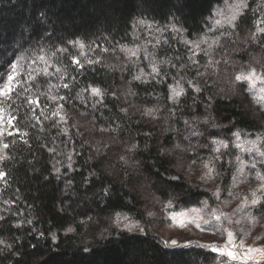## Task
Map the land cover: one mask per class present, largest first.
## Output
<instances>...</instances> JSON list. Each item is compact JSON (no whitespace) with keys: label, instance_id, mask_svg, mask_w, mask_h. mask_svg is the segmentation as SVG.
<instances>
[{"label":"trees","instance_id":"16d2710c","mask_svg":"<svg viewBox=\"0 0 264 264\" xmlns=\"http://www.w3.org/2000/svg\"><path fill=\"white\" fill-rule=\"evenodd\" d=\"M224 1L0 0V85L20 65L12 93L0 96V264H226L151 227L169 201L181 210L217 200L204 162L226 196L240 154L233 133L264 137V109L249 84L233 83L249 65L264 71V0L211 30ZM176 80L186 90L179 103L169 98ZM61 104L66 123L52 116ZM214 138L229 142L222 154ZM262 205L264 191L253 211L263 215ZM120 213L141 227L115 225Z\"/></svg>","mask_w":264,"mask_h":264},{"label":"rangeland","instance_id":"374dc122","mask_svg":"<svg viewBox=\"0 0 264 264\" xmlns=\"http://www.w3.org/2000/svg\"><path fill=\"white\" fill-rule=\"evenodd\" d=\"M248 2V0H247ZM239 0H225L221 5L216 7L212 17L210 18L211 30H218L220 28L234 25L235 21L240 14L246 9L238 10L229 5H237ZM235 12L236 19L229 23V18ZM220 13H223L221 15ZM220 20V24H216L215 21ZM258 73L262 72L256 69ZM250 85V84H249ZM260 84L255 87L250 85L251 93L254 99L257 101L259 95ZM264 109V104L259 103ZM240 133V132H239ZM259 133H246L240 134V138L236 140L238 147V154L234 159L235 161V175L233 184L230 186L226 196H221V176L215 172L211 176H207V186L217 194V200L214 202L203 201L201 204L191 206L187 209L174 210L168 209V206L164 209H158L155 211L154 223L151 225L155 232L160 234L162 239L170 244L172 240L177 241L176 245H185L191 243H199L202 245H223L227 241V234L224 229H231L237 235V239L234 242L235 245H239L240 241H244L246 246H252L255 248L264 247V214L259 215L253 211L252 199L257 201L264 189L260 187L264 181H260L256 173H262L261 163L264 161V156L260 153L264 152V138ZM239 157V161L237 160ZM248 159V160H246ZM260 163V164H259ZM188 170V169H187ZM194 172H201L200 169H194ZM206 172V170H205ZM203 173V172H202ZM255 193V195H253ZM222 198V199H221ZM204 202L208 207L204 208ZM192 208H204L202 213L203 219H208L210 223L204 224L203 219L200 221L201 227L197 228L194 223H187L186 227L175 226L171 219V212H179L182 210H188ZM211 210H218L217 214L223 213L224 217L220 222L215 221L209 216ZM122 219L120 221L121 228L125 223H131L138 225L132 230L138 229L141 225L130 219L128 216L120 213ZM123 217H127L124 220ZM249 217H255L256 221L253 222ZM116 219V217H115ZM115 221V220H114ZM239 221V223H237ZM115 223V222H114ZM115 225H117L115 223ZM223 233V234H222ZM246 248L239 249V255L243 256ZM253 259H236L233 260L227 257L226 264H260L264 260V253L254 252L252 253Z\"/></svg>","mask_w":264,"mask_h":264},{"label":"snow or ice","instance_id":"6c2138e0","mask_svg":"<svg viewBox=\"0 0 264 264\" xmlns=\"http://www.w3.org/2000/svg\"><path fill=\"white\" fill-rule=\"evenodd\" d=\"M229 7H233L236 8L238 10H242V8L247 7V0H239V3L237 5H229ZM221 15H223V13H220ZM236 19V15L235 12H233V14L231 15V17L229 18V23H231L233 20ZM139 24H145L146 21H138ZM216 24H220L221 21L220 20H216L215 21ZM261 23H264V21H261ZM173 28H175V25L172 26ZM257 31L259 32H264V28H258ZM252 37L255 38V34H252ZM206 42V41H203ZM217 43L219 42L218 40L216 41ZM70 43H72L73 45H79V47L81 49H83L85 47V45L83 44V42L80 41H70ZM185 43H189V41H185ZM195 45L196 48H199V43L196 42H191ZM122 50H126L129 52L130 56H135L137 53L134 50L131 49H124L123 46H121ZM63 51H66V49H63ZM107 51V50H105ZM40 59H43V57H40ZM86 63H98L99 61H92L89 59H85ZM77 64L80 63V61H76ZM215 63V62H213ZM257 63H259V61H257ZM12 72L8 73L6 75V81L3 85H0V96L3 97H8L10 93H12L13 89H12V83L15 81L16 76L19 75L18 69L20 68L19 62H17L16 64H12ZM262 67H264V65H262ZM160 69L157 68L155 65H153V72H159ZM5 79V74L0 73V80H4ZM134 79H141L140 75H137L136 77H134ZM239 82L241 84V87L244 86L245 82L247 84H250L252 87H255L258 83L261 85L260 89H259V95H258V99H257V103H261L264 104V71L258 73L256 68L252 67L251 65H249V67L247 69H240L239 71H237L234 74L233 77V83H237ZM189 85L192 84L191 81H188ZM65 87H67V85H65ZM196 90L200 91L199 86H196ZM91 92L92 94L96 95V96H103L105 95V90L99 88V87H93L91 88ZM186 94V90L183 87V84L181 83L180 80H176L175 84L172 87V95L171 97H169L170 99H172L175 103H179L180 100V96ZM53 100L57 99V97L53 96L52 97ZM63 99V98H61ZM63 108L64 106L61 104L58 106V108L52 112V116H59L61 121L66 123L67 117L66 114L61 115V113L63 112ZM126 111V110H124ZM159 111L158 106L157 107H153V108H149L146 110V112L144 113L145 115H149V116H155ZM3 112L4 110L2 108H0V121L3 120ZM46 119L50 118V117H45ZM8 123H11V119L8 120ZM185 123H188V121H185ZM205 123H208V121H205ZM55 126V125H54ZM215 126V125H214ZM62 131L67 132L68 128L65 127L62 129ZM3 133V130L0 129V134ZM234 136H236L237 139L240 138V133H233ZM23 139V137H21ZM264 138V137H262ZM27 142V141H25ZM211 146H212V150L216 153H221V149L224 148H228L229 147V142L226 140H222V139H218V138H214L211 141ZM3 147L7 148L8 145L5 144L3 145ZM137 147V145L133 144L131 145V149H135ZM177 147H179V145H177ZM51 151H55L54 149H51ZM222 154V153H221ZM262 156H264V152L260 153ZM3 156H0V159H3ZM218 158V157H217ZM70 159V157H69ZM123 159V157L121 158ZM239 157H237V160L239 161ZM195 163V162H193ZM203 168L206 169V172L204 173V176H201V179H204L207 176H211L214 172H215V168L211 165L210 162H204L203 163ZM55 171L57 173H59L60 169L56 168ZM5 174L0 172V178H2ZM257 178L260 181H264V173H256ZM260 187L262 189H264V183H262L260 185ZM107 191V190H106ZM215 195V193H214ZM255 195V193L253 194ZM252 204H257L258 201L256 199H252L251 201ZM169 207H171V201H169L168 204ZM264 206V205H262ZM208 205L206 202H204V208H207ZM204 208H192V209H188V210H182L179 212H171L170 216L171 219L174 223L175 226L178 227H186L187 223L191 222L194 223L196 225L197 228L201 227V223L200 221L203 219L202 213L204 211ZM218 210H211L209 212V216H211L212 219H214L217 222H220L222 220V218L224 217L223 213L217 214ZM122 217L120 214L116 215V219H115V223L117 225L120 224ZM124 220H127V217H123ZM250 220H252L253 222L256 221L255 217H249ZM203 223L204 224H208L210 223V221L208 219H203ZM237 223H239V221H237ZM124 227L127 228L129 231H131L134 227H138V225H133L131 223H125ZM68 232H72L74 231V229L72 227H68L67 228ZM224 232H226L227 234V241L226 243H224L222 246L221 245H205L204 247H210L212 248L213 251L215 252H219L222 256L226 255L227 257L236 260L237 258L240 259H253L252 253L254 252H258V253H264V247L261 248H255L252 246H246L244 241H240V244L237 246L235 245V241L237 239V235L236 233H234L231 229H224ZM223 234V233H222ZM56 236L55 234H52V239H55ZM3 241H0V243H2ZM171 244L173 246H175L177 244V241L172 240ZM246 248V251L244 252L243 256L239 255V249H244ZM37 264H40V262L38 261ZM44 264H46V262H44Z\"/></svg>","mask_w":264,"mask_h":264},{"label":"clouds","instance_id":"9594fccd","mask_svg":"<svg viewBox=\"0 0 264 264\" xmlns=\"http://www.w3.org/2000/svg\"><path fill=\"white\" fill-rule=\"evenodd\" d=\"M217 95H220V92H217Z\"/></svg>","mask_w":264,"mask_h":264}]
</instances>
